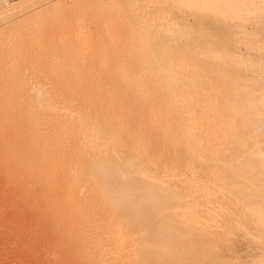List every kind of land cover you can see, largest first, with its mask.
I'll list each match as a JSON object with an SVG mask.
<instances>
[{"label": "bare ground", "instance_id": "bare-ground-1", "mask_svg": "<svg viewBox=\"0 0 264 264\" xmlns=\"http://www.w3.org/2000/svg\"><path fill=\"white\" fill-rule=\"evenodd\" d=\"M45 2L19 0L0 10V20ZM136 16L140 17L138 24L147 23L145 28L153 25L143 14ZM79 31L75 32L80 35ZM141 31L128 38L130 48H88L83 58L77 56L80 65L75 61L71 78L59 80L57 76L59 81L49 85L36 83L27 110L0 114V148L10 158L11 168L18 170L14 174L29 189L42 187L37 205L48 213L47 218L58 221V233L80 264H181L180 260H193V245L180 240L171 225L160 231L159 225L153 230L149 224L164 209L175 213L172 216L188 213L187 203L191 205V213L183 214L187 224L203 223L211 199L197 179L204 168L194 163L206 159L212 150L229 151L223 115L206 124L207 118L198 117L193 108L186 109L189 105L178 109L189 90L197 87L212 93L227 72L218 63L204 66L205 75L217 73L219 81L199 84L196 65L183 57L180 48H154ZM67 49L80 51L75 46ZM93 64H101V69L90 70ZM233 139L242 149L241 137L233 135ZM186 184L191 187L188 195L184 194ZM196 192L201 194L197 197ZM149 229L151 239L147 240Z\"/></svg>", "mask_w": 264, "mask_h": 264}, {"label": "rangeland", "instance_id": "rangeland-1", "mask_svg": "<svg viewBox=\"0 0 264 264\" xmlns=\"http://www.w3.org/2000/svg\"><path fill=\"white\" fill-rule=\"evenodd\" d=\"M18 1L0 0V10ZM181 1L46 0L28 12L0 20V114L27 110L36 83L49 85L58 78H71L75 61L80 65L77 56L86 55L90 48H130L131 36L141 28L150 46L180 48L183 57L196 65L199 84L219 81L217 73L205 75L204 68L218 63L227 72L223 83L212 93L193 87L178 107L183 110L189 105L186 109L193 108L198 117L207 118L206 124L223 115L229 130V151L223 154L222 150L211 149L213 153L208 152L206 159L194 163L204 168L197 179L204 183L200 186L206 187L211 199L209 215L204 216L208 221L197 223L199 227L189 226L185 216L191 205L187 203L185 216H172L175 213L164 209L152 217L149 228L155 230L159 225L162 231L171 225L180 240H189L196 253L193 260H186L188 264H264V126L259 128L264 125V0ZM138 14L153 25L145 28L146 22L138 24ZM68 34L76 35L71 39ZM74 46L81 52L67 49ZM28 60L36 65L28 64ZM98 65L93 64L90 70H100ZM233 135L241 137L242 149ZM0 159V264H80L65 237L58 233V221L47 218L48 213L37 205V192L42 187L29 189L15 175L18 170L11 168L10 158L1 148ZM189 188L186 184L184 194L188 195ZM200 194L196 192L197 197ZM196 209L202 213L198 206ZM150 229L147 240L151 239Z\"/></svg>", "mask_w": 264, "mask_h": 264}, {"label": "built area", "instance_id": "built-area-1", "mask_svg": "<svg viewBox=\"0 0 264 264\" xmlns=\"http://www.w3.org/2000/svg\"><path fill=\"white\" fill-rule=\"evenodd\" d=\"M8 1H16V0H8Z\"/></svg>", "mask_w": 264, "mask_h": 264}]
</instances>
